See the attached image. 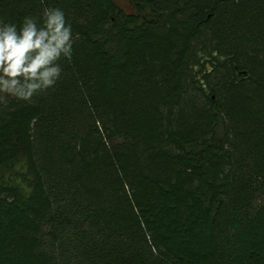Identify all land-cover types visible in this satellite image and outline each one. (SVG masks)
Returning <instances> with one entry per match:
<instances>
[{
    "label": "trees",
    "instance_id": "1",
    "mask_svg": "<svg viewBox=\"0 0 264 264\" xmlns=\"http://www.w3.org/2000/svg\"><path fill=\"white\" fill-rule=\"evenodd\" d=\"M0 0L73 36L0 105V264H264V0Z\"/></svg>",
    "mask_w": 264,
    "mask_h": 264
},
{
    "label": "clouds",
    "instance_id": "2",
    "mask_svg": "<svg viewBox=\"0 0 264 264\" xmlns=\"http://www.w3.org/2000/svg\"><path fill=\"white\" fill-rule=\"evenodd\" d=\"M71 25L63 10L45 7L43 24L26 16L19 27L0 20V105L8 97L32 102L60 78L61 58L70 60L73 48Z\"/></svg>",
    "mask_w": 264,
    "mask_h": 264
},
{
    "label": "rangeland",
    "instance_id": "3",
    "mask_svg": "<svg viewBox=\"0 0 264 264\" xmlns=\"http://www.w3.org/2000/svg\"><path fill=\"white\" fill-rule=\"evenodd\" d=\"M118 2L125 9V11H134V6L129 0H118ZM253 248L260 249L264 252V238L260 241H252L251 239H248L246 235H243L241 238V250H244L242 257L247 256L249 251Z\"/></svg>",
    "mask_w": 264,
    "mask_h": 264
}]
</instances>
